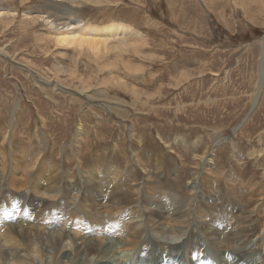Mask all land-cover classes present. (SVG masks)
Listing matches in <instances>:
<instances>
[{
  "label": "rangeland",
  "instance_id": "obj_1",
  "mask_svg": "<svg viewBox=\"0 0 264 264\" xmlns=\"http://www.w3.org/2000/svg\"><path fill=\"white\" fill-rule=\"evenodd\" d=\"M51 1L0 0L18 9L15 18L0 16V48L8 53L0 55V236H15V215L29 229L24 244L3 240L1 250L23 247L18 264L37 262L29 232L39 212L22 208L31 204L28 192L37 201L64 199L39 225L52 243L66 230L70 241L108 236L112 253L120 251L115 264L160 260L167 247L189 264L199 256L226 264L236 249L248 264H264V0H57L79 8L70 14ZM39 8L49 21H118L144 36L128 37L136 52H120L121 59H78L27 17ZM53 80L66 91L54 90ZM78 210L88 224L76 225ZM182 243L183 254L172 251Z\"/></svg>",
  "mask_w": 264,
  "mask_h": 264
},
{
  "label": "bare ground",
  "instance_id": "obj_2",
  "mask_svg": "<svg viewBox=\"0 0 264 264\" xmlns=\"http://www.w3.org/2000/svg\"><path fill=\"white\" fill-rule=\"evenodd\" d=\"M74 1V0H73ZM91 1V0H90ZM27 2V0H21V3L24 5L25 3ZM43 2H46V1H43ZM62 2V0H61ZM60 1L58 2L56 0L54 1H51V4H56L58 6H62V9L60 10L63 14H70L71 12L73 11H76V12H80L79 8H75L74 6H71L70 4H64V3H61ZM89 2V1H87ZM92 2V1H91ZM90 2V3H91ZM96 2V1H95ZM42 3V2H41ZM77 3V2H76ZM102 2H100L101 4ZM88 4V3H87ZM96 4V3H95ZM98 3V5H100ZM44 5H46L44 3ZM97 5V4H96ZM95 5V6H96ZM47 6V5H46ZM106 6V5H105ZM104 6V7H105ZM61 8V7H60ZM97 8V7H96ZM16 11H18V9L14 8V7H4V6H1L0 7V16H3L4 19H10V18H15L16 17ZM26 13V12H25ZM18 14V13H17ZM27 17L32 19V21L34 22H42L41 24L45 25V26H48L49 30H52L51 31V35H52V38L54 37V42H56L57 45H59L60 47L63 46L65 48H72L76 53H77V58L80 59L82 55H84L85 53H88L90 55L91 58H93L95 61H99L101 59H105L108 55L110 54H113V53H118L116 55V58H120L121 55H124V54H120L121 53H129L130 52H134V50H132L133 47H131V45L133 44L130 43V41H132V39L130 40L128 37L130 36H135V37H140V36H144L142 33H140L138 30H136L134 27L128 25V24H125L123 22H118V21H112L110 23H107V24H95L93 21L94 20H83L81 17H74V16H69V18H61L63 19V21H61L60 18H58V21L55 19V20H52V21H49V18L52 17V14H45L44 11L42 10V8H39L37 9V13L38 15H35L34 12L30 11L29 10V13H27ZM40 14V15H39ZM59 17V16H58ZM62 27L60 28L59 26ZM54 29V30H53ZM145 33V32H144ZM146 36V34H145ZM130 40V41H129ZM136 41V45H137V41L139 40H135ZM148 44V43H147ZM134 45V44H133ZM132 45V46H133ZM135 45V46H136ZM139 45V44H138ZM142 45V44H140ZM139 45V46H140ZM56 46V45H55ZM134 46V47H135ZM144 46V45H143ZM142 46V47H143ZM135 48H138L137 46ZM140 48V47H139ZM138 50V49H137ZM140 50V49H139ZM72 51V50H71ZM136 52V51H135ZM134 52V53H135ZM138 52V51H137ZM67 53V52H66ZM73 52H71L72 54ZM70 54V55H71ZM137 54V53H136ZM0 55L1 56H4V57H7L8 53L6 52V49L4 48H0ZM12 55V54H11ZM87 55V54H85ZM88 56V55H87ZM125 56V55H124ZM88 58V57H87ZM90 58V59H91ZM124 58V57H123ZM135 58V57H134ZM121 59V58H120ZM88 60V59H87ZM107 60V59H106ZM110 60V59H109ZM117 60V59H116ZM123 60H126V59H123ZM59 61V60H58ZM80 61V60H79ZM129 61V60H128ZM60 63L62 62L59 61ZM89 62V61H88ZM98 62V64H99ZM106 62V61H105ZM104 62V63H105ZM19 63V62H18ZM81 63V62H80ZM90 63V62H89ZM103 63V64H104ZM111 63V62H110ZM123 63V62H122ZM130 63V62H129ZM59 64V63H58ZM102 63H100L101 65ZM86 65V64H85ZM108 65L109 62H108ZM93 66V65H92ZM102 66V65H101ZM119 66V65H118ZM98 68V67H96ZM103 68V67H102ZM120 68V67H119ZM59 69V68H58ZM68 69V68H67ZM105 69V68H104ZM124 69V68H123ZM65 70V69H64ZM71 70V69H69ZM98 70V69H97ZM103 70V69H102ZM108 70V69H106ZM122 70V69H120ZM57 71V69H56ZM61 71V70H60ZM59 71V72H60ZM67 71V70H66ZM72 71V70H71ZM63 72V70L61 71ZM65 72V71H64ZM73 72V71H72ZM71 72V73H72ZM112 73V72H111ZM57 74V73H56ZM128 74V73H126ZM120 75V74H119ZM124 75V74H123ZM129 75V74H128ZM132 75V74H131ZM135 74H133L134 76ZM29 77V76H28ZM34 77V81L35 82H40L37 77L35 76H32ZM60 77V76H59ZM54 78V77H53ZM61 78V77H60ZM72 78V77H71ZM84 78V77H83ZM122 78V77H121ZM120 79V77H119ZM60 80V79H59ZM63 81V80H62ZM84 81V80H83ZM52 83L54 84V87L53 89L54 90H58V89H61L62 91H66L64 90L63 88L65 86H61V84L59 83L58 80H53ZM65 83V82H64ZM87 83V82H86ZM122 84V83H120ZM43 85V84H42ZM41 85V86H42ZM90 85V84H89ZM124 85V84H123ZM133 85V84H132ZM44 86V85H43ZM89 87V86H88ZM43 88V87H42ZM41 88V89H42ZM87 88V87H86ZM85 88V89H86ZM93 88V87H92ZM120 88V87H119ZM131 88V87H130ZM261 88V85L259 83V89ZM45 89V88H44ZM66 89V88H65ZM77 89V88H76ZM79 89V88H78ZM91 89V88H90ZM98 89V88H96ZM127 89V88H126ZM125 89V90H126ZM89 90V89H88ZM86 89V93L88 91ZM131 90V89H130ZM47 91V90H46ZM45 91V92H46ZM59 91V90H58ZM82 91V90H81ZM80 91V92H81ZM84 91V89H83ZM132 91V90H131ZM134 91V90H133ZM78 92V90H77ZM85 92V91H84ZM82 92V93H84ZM95 92V91H94ZM79 93V92H78ZM93 93V92H91ZM89 93L88 94V97L89 95L91 94ZM81 94V93H80ZM94 94V93H93ZM49 95V94H48ZM83 95V94H82ZM86 96V95H85ZM140 96V95H139ZM88 97H86L87 99H89ZM94 97V96H93ZM92 97V98H93ZM48 98V97H47ZM52 98H55V97H52ZM96 98V97H94ZM146 99V98H145ZM54 100V99H53ZM86 100V99H85ZM92 100V99H90ZM55 101V100H54ZM56 102V101H55ZM120 102V101H119ZM75 103V102H74ZM94 103V102H93ZM102 103V102H101ZM78 104V103H76ZM98 105V104H97ZM107 105V104H106ZM114 107L112 106V109ZM119 107H115V109H117ZM16 109V108H15ZM15 120V118H14ZM19 122V120H17ZM82 130V123H80L78 125V128H77V131L79 133V131L81 132ZM40 133V132H39ZM43 134V133H42ZM44 135V134H43ZM84 135V134H83ZM46 136V134L44 135ZM86 137V136H85ZM84 137V138H85ZM48 138V137H47ZM73 138H75L73 136ZM72 138V139H73ZM15 139V138H14ZM42 139V137H41ZM46 140V139H45ZM74 140V139H73ZM73 140H72V143H73ZM78 140H81V139H78ZM197 141V140H196ZM6 143V142H5ZM42 143V142H41ZM50 144V143H49ZM73 144H76V143H73ZM72 144V146H73ZM7 145V144H6ZM46 146V144H44ZM72 146L70 147V149L72 148ZM41 147V146H40ZM75 147V145H74ZM73 147V148H74ZM77 147V146H76ZM75 147V148H76ZM85 148V146H84ZM104 148V147H103ZM5 149V148H3ZM23 149V148H22ZM51 149V148H50ZM49 149V150H50ZM59 149V148H58ZM79 149V148H77ZM82 149V148H81ZM80 149V150H81ZM76 150V149H75ZM88 150V149H87ZM92 150V149H91ZM6 151V150H5ZM27 151V150H26ZM71 151V150H70ZM74 151V150H72ZM9 152V151H7ZM12 152V151H11ZM56 152V151H55ZM82 152V151H81ZM100 152V151H99ZM2 153V151H1ZM14 153V152H13ZM65 153V152H64ZM70 153V152H69ZM74 153V152H73ZM6 154V153H4ZM3 154V155H4ZM29 154V153H28ZM13 155V154H11ZM76 156V155H75ZM74 156V157H75ZM7 158V157H6ZM5 158V159H6ZM27 158V157H26ZM4 159V160H5ZM79 159V158H78ZM18 160V159H17ZM56 160V159H55ZM54 160V161H55ZM207 161V160H206ZM98 162V161H97ZM213 162V161H212ZM211 162V163H212ZM14 163V162H12ZM16 163V162H15ZM81 162H79L80 164ZM22 164V163H21ZM20 164V165H21ZM34 164V163H33ZM205 164V163H204ZM207 164V163H206ZM214 164V163H213ZM96 165V164H95ZM1 166V164H0ZM5 166V165H4ZM48 166V165H47ZM159 166V165H158ZM2 167V166H1ZM42 167V165H41ZM58 167V166H57ZM202 167V166H201ZM219 167V165H218ZM14 169H16L14 167ZM19 169V168H18ZM34 169V168H33ZM48 169V168H47ZM211 170V169H210ZM214 170V169H212ZM16 171V170H15ZM14 171V172H15ZM43 171V170H42ZM40 171V172H42ZM49 171V170H48ZM47 171V172H48ZM219 171V170H218ZM18 172V171H17ZM51 172V171H50ZM109 172V171H108ZM220 172V171H219ZM13 173V172H12ZM63 174V172H61ZM83 173V172H82ZM176 173V172H175ZM201 173V172H200ZM218 173V172H216ZM74 174V173H73ZM81 174V173H80ZM123 174V173H122ZM147 174V173H146ZM202 174V173H201ZM208 174V173H207ZM60 175V174H58ZM124 175V174H123ZM122 175V176H123ZM214 175V174H213ZM51 176V175H50ZM117 176V175H116ZM114 177V178H119L118 176L117 177ZM121 176V177H122ZM125 176V175H124ZM196 176V175H195ZM200 176V175H198ZM211 176V175H210ZM216 176V175H215ZM30 177V176H29ZM73 177V176H72ZM86 177V175H85ZM91 177V176H89ZM194 177V176H193ZM228 177V176H226ZM239 177V176H238ZM26 178V177H25ZM31 178V177H30ZM51 178V177H50ZM59 178V177H58ZM200 179V177H198ZM231 178V177H230ZM75 179V178H73ZM79 179V177L77 178ZM89 179V178H88ZM92 179V177H91ZM108 179V178H107ZM122 179V178H121ZM196 179V178H193V180ZM228 179V178H227ZM237 179V178H236ZM27 180V179H26ZM52 180V179H51ZM49 180V181H51ZM63 180V179H62ZM119 180V179H118ZM234 180H235V177H234ZM48 181V179H47ZM53 181V180H52ZM56 181V180H55ZM82 181V180H81ZM96 181V180H95ZM101 181V180H100ZM114 181H116L114 179ZM233 181V179H232ZM34 182V181H32ZM36 182V181H35ZM79 182V181H78ZM106 182V181H105ZM68 183V182H67ZM77 183V182H76ZM80 183V182H79ZM196 183V181H195ZM231 183V182H230ZM229 183V184H230ZM61 184V182H60ZM63 184V183H62ZM96 184V183H95ZM55 185V184H54ZM81 185V184H80ZM78 185V186H80ZM129 185V183H128ZM138 185V184H137ZM200 185V184H199ZM49 186H52V185H49ZM58 186V185H57ZM95 186V185H94ZM101 186V185H100ZM108 186V185H107ZM124 186V185H123ZM194 186V185H193ZM32 187V186H31ZM41 187V185H40ZM71 187V186H70ZM85 187V186H84ZM92 187V186H91ZM125 187V186H124ZM59 188V187H58ZM57 188V189H58ZM110 189V186L108 187ZM116 188V187H115ZM196 188V187H195ZM232 188V187H231ZM5 189V187H3V190ZM31 189V188H30ZM38 190V188H36ZM45 189V188H44ZM54 189V188H53ZM56 189V188H55ZM65 189V188H64ZM92 189V188H91ZM117 189V188H116ZM119 189V187H118ZM125 189V188H124ZM129 189V188H128ZM233 189H234V186H233ZM71 190V193H72V190L75 192H77L78 194L81 193L80 190L82 189H78L77 187H73L70 189ZM95 190V189H94ZM42 191V190H41ZM54 190H52L51 192H53ZM109 191V190H108ZM112 191V190H111ZM125 191V190H124ZM7 192V191H5ZM38 192V191H37ZM35 192V193H37ZM40 192V191H39ZM46 192V191H45ZM63 192V191H62ZM96 192V191H95ZM55 193V192H54ZM65 193V192H64ZM69 193V192H68ZM88 193V192H87ZM151 193V192H150ZM10 194V193H9ZM34 194V192H33ZM57 194V193H56ZM73 194V193H72ZM82 194V193H81ZM96 194V193H95ZM108 194V193H107ZM30 197L31 195V204L30 202H28L27 200V203L28 205H25V203L22 205V208H26L28 210H33L35 208H38V211L37 213L39 212V214H37L34 218V225L32 226L31 224V231L29 232L30 234V237L34 236V238H37V241L36 242H31L30 244L31 245H34V246H37V250L35 249L34 253H30V255L34 258V260L37 262H35L34 264H87V263H90V264H115L114 262L117 261V258L113 259V256H117L118 253H120V251H115L114 253H112L114 250H116V244L114 243L113 239L110 238V237H105V240L103 241H97V239H95L94 237H92L91 235H87V236H84V235H81L80 239H74V240H69V234L68 230L66 231H59L58 234H56L55 237H58L57 239L54 237V242L52 243V241H50L49 239V234H47L48 232L45 231V229H43L44 232L40 231V223L46 219H48V215L54 211V207H60V205L62 204L61 202L62 201H59V200H55V201H51V202H48V201H45V200H39L37 201L36 197L30 193L27 192L26 196ZM115 195V194H114ZM167 195V194H166ZM17 196V194H16ZM22 196V195H21ZM110 196V195H108ZM150 196V195H149ZM5 197H9V196H5ZM117 197V196H116ZM43 198V197H42ZM67 198V197H66ZM94 198V197H92ZM11 199V198H9ZM18 199V198H17ZM29 199V198H28ZM35 199V200H34ZM154 199V198H153ZM160 199V198H159ZM158 199V200H159ZM168 199V198H167ZM21 200V199H20ZM25 200V199H24ZM71 200V199H70ZM105 201L107 199H104ZM114 200V199H113ZM112 200V201H113ZM130 200V199H129ZM166 200V199H164ZM17 201V200H16ZM69 201V200H68ZM78 201V200H77ZM94 201V200H93ZM110 201V199H109ZM121 201V200H120ZM108 202V201H107ZM116 202V200H115ZM66 203V202H65ZM70 204V202H68ZM79 203V202H78ZM98 203V202H97ZM114 203V202H112ZM175 203V202H174ZM77 204V203H76ZM90 204V203H89ZM114 204H117V203H114ZM119 204V203H118ZM12 205V204H11ZM64 205V204H63ZM73 205V204H72ZM109 205V204H107ZM163 205V204H162ZM161 205V206H162ZM174 205V204H173ZM70 206V205H69ZM77 206V205H76ZM79 206V205H78ZM95 206V205H94ZM101 206V205H100ZM104 206V205H103ZM102 206V207H103ZM117 206V205H116ZM143 206V205H142ZM179 206H182V205H179ZM178 206V207H179ZM118 207V206H117ZM123 207V206H122ZM144 207V206H143ZM177 207V209H178ZM61 208V207H60ZM64 208V207H63ZM73 208V207H72ZM75 208V207H74ZM89 209V207H87ZM96 208V207H95ZM100 208V207H99ZM106 208V207H105ZM111 208V207H109ZM113 208V207H112ZM172 208V207H171ZM80 206H79V210H80ZM116 209V208H115ZM118 209V208H117ZM138 209V208H137ZM140 209V208H139ZM77 210V209H76ZM74 210V211H76ZM77 211V220H76V225L79 223L81 224H86L87 223V220H86V215L84 216V214L81 212V211ZM94 210V209H93ZM99 210V209H98ZM105 210V209H104ZM120 210V209H119ZM145 210H146V207H145ZM101 211V210H100ZM111 211V210H110ZM129 211V210H128ZM152 211V210H151ZM17 212V211H16ZM98 212V211H97ZM107 212V211H106ZM114 212V211H113ZM117 212V211H116ZM119 212V211H118ZM183 212V211H182ZM179 213V211H176L174 214L177 215L178 217L181 216V213ZM56 217L58 218V213L60 214L61 213V210H56ZM63 213V212H62ZM105 213V212H104ZM148 213V212H147ZM67 216H68V213H66ZM71 214V213H70ZM75 216H76V212L74 213ZM101 214V213H100ZM115 214V213H114ZM122 214V213H121ZM188 214V213H187ZM98 215V214H97ZM105 215V214H104ZM117 215V214H116ZM128 215V214H127ZM126 215V216H127ZM131 216L129 218H132L133 216V213L130 214ZM139 215V213H138ZM160 215V214H159ZM158 215V216H159ZM171 215V214H170ZM170 215H168L169 218H172ZM62 216V215H60ZM125 216V215H124ZM150 216V215H149ZM188 216V215H187ZM88 217V216H87ZM92 217V216H90ZM98 217V216H97ZM96 217V218H97ZM112 217V215H111ZM141 217V216H140ZM148 217V216H147ZM153 217V216H152ZM167 217V216H166ZM189 217V216H188ZM18 217L15 215L13 220H12V226H11V229L14 233L15 236H13L12 234H4L3 236H0V246H1V242L4 240L5 242L9 243V244H12L14 245L15 242H17V238L18 237L20 240H18L21 244H24L25 243V239H24V236H25V233L27 234L28 231L26 230H29L27 229V227H25V225H21L17 222ZM62 218V217H61ZM60 218V219H61ZM114 218V217H112ZM111 218V220H112ZM136 218V217H135ZM145 218V217H144ZM143 218V220H144ZM154 218V217H153ZM158 218V217H157ZM162 218V217H161ZM160 218V219H161ZM72 219V218H71ZM134 219V218H133ZM147 219V218H146ZM145 219V221H146ZM156 219V218H155ZM159 219V218H158ZM173 219V218H172ZM175 219V217H174ZM177 219V218H176ZM186 219V218H185ZM183 219V220H185ZM110 222L111 220L108 219ZM115 220V219H114ZM130 220V219H129ZM135 220V219H134ZM138 220V219H137ZM135 220V221H137ZM171 220V219H170ZM188 220V219H187ZM61 221V220H60ZM72 221V220H70ZM107 221V219H106ZM125 220H123L124 222ZM148 221H149V218H148ZM153 221V220H152ZM176 221V220H175ZM186 221V220H185ZM139 222V221H137ZM156 222V221H154ZM153 222V223H154ZM171 222V221H170ZM183 222V221H182ZM188 222V221H187ZM134 223V222H133ZM136 223V222H135ZM147 223V222H146ZM145 223V224H146ZM152 223V222H151ZM174 223V222H173ZM186 223V222H185ZM219 223V222H218ZM88 224V223H87ZM108 224V223H107ZM156 224V223H155ZM75 225V226H76ZM140 225V224H139ZM138 225V226H139ZM144 225V224H143ZM150 225V224H148ZM162 225V224H161ZM179 225V223H178ZM184 225V224H183ZM111 226V224H110ZM115 226V225H114ZM122 226V225H121ZM160 226V225H159ZM158 226V227H159ZM166 226V225H165ZM187 226V225H186ZM209 226V225H208ZM127 227V226H126ZM130 227H131V224H130ZM156 227V226H155ZM190 227V226H189ZM188 227V228H189ZM224 227V226H223ZM82 228V227H81ZM87 228V227H86ZM153 228V227H152ZM164 228V227H163ZM166 228V227H165ZM179 228V227H178ZM185 228V227H184ZM57 229V228H56ZM63 229V228H62ZM61 229V230H62ZM83 229V228H82ZM155 229V228H154ZM204 229V228H203ZM234 229V228H233ZM232 229V231H233ZM8 230H10V228H8ZM87 230V229H86ZM85 230V231H86ZM117 230V229H116ZM157 231V229H155ZM160 230H162L160 228ZM224 230V229H223ZM3 231V230H2ZM88 231V230H87ZM118 231V230H117ZM142 231V230H141ZM148 231V230H147ZM146 231V232H147ZM153 231V230H152ZM155 231V233H156ZM173 231V229H172ZM227 231V229H226ZM56 231L52 230V233ZM119 232V231H118ZM133 232V231H132ZM150 232V231H149ZM52 233L50 235H52ZM70 233V232H69ZM104 233V232H103ZM114 233V232H113ZM128 233V232H127ZM164 233V232H162ZM73 234V233H72ZM100 234V233H99ZM135 234V233H134ZM133 234V236H135ZM143 234V233H142ZM173 234V233H172ZM185 235L187 234L184 233ZM182 234V235H184ZM226 234V233H225ZM0 235H2L0 233ZM75 235V234H74ZM78 235V234H76ZM131 235V234H130ZM146 235V234H145ZM149 235V234H148ZM159 235H164V234H159ZM223 235V234H222ZM53 236V235H52ZM101 236V235H100ZM137 236V235H136ZM3 237V238H2ZM77 237V236H76ZM123 238L126 237V236H122ZM130 237V236H129ZM99 238V237H98ZM128 238V237H127ZM135 238V237H134ZM187 238V237H186ZM224 238V237H223ZM222 238V239H223ZM103 239V238H102ZM115 239V238H114ZM16 240V241H15ZM35 240V239H34ZM122 240V239H121ZM128 242V241H127ZM225 241H220V243H223ZM120 243V242H119ZM124 243H125V240H124ZM140 243V242H139ZM118 244V243H117ZM127 244V243H126ZM138 244V243H137ZM116 245V246H115ZM136 245V244H135ZM185 244H178V245H174L172 248V251L173 250H176L175 253H182L183 252V247H184ZM11 247H14V246H11ZM128 247V246H127ZM134 247V246H133ZM139 247V246H138ZM16 248V249H15ZM14 249H10L11 252H8V251H2L1 250V247H0V264H7V261H11V260H14L13 263H16L18 264L19 262H21L22 260V257L24 255H22L21 253V249H23V247L19 248V247H15ZM19 248V249H18ZM170 247H167V253L170 251L169 250ZM25 249V248H24ZM32 249V248H31ZM34 249V248H33ZM21 250V251H20ZM118 250V249H117ZM45 252V254L47 252L51 253L49 256H46V255H43V253ZM126 252V251H125ZM236 253V256H232L230 258V260L226 263V264H248L247 262V258L243 257V255L240 254L241 251H239L238 249H236L234 251ZM26 253V252H25ZM89 253V254H88ZM123 253V252H122ZM166 253V254H167ZM165 254L164 258L163 257H160V258H163V259H160L158 260V257L157 259H153L152 261L150 262H147L146 264H189L187 262H185L184 260V255H180V254H173V253H168L167 255ZM183 254V253H182ZM44 256L46 258H44ZM122 256V255H121ZM120 256V257H121ZM119 257V256H118ZM120 257L118 259H120ZM126 257V256H125ZM130 257V256H129ZM133 257V256H132ZM204 258V257H203ZM201 256H199L196 260L192 261L190 264H205L204 263V260ZM25 259V258H24ZM28 259V258H27ZM53 259V262L51 261ZM128 259V258H127ZM130 260V259H129ZM29 260H27L28 262ZM134 261L133 263H130V264H144V262H142V260L140 259H135L133 258ZM147 261V260H146ZM245 261V262H244ZM32 262V261H31ZM24 263V262H23ZM30 263V262H29ZM120 263V262H119ZM25 264V263H24ZM128 264V262H127Z\"/></svg>",
  "mask_w": 264,
  "mask_h": 264
}]
</instances>
